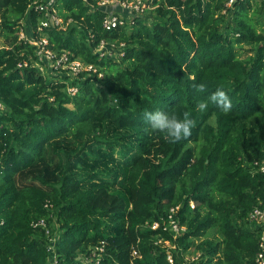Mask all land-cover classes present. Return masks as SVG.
I'll use <instances>...</instances> for the list:
<instances>
[{"label": "trees", "instance_id": "trees-1", "mask_svg": "<svg viewBox=\"0 0 264 264\" xmlns=\"http://www.w3.org/2000/svg\"><path fill=\"white\" fill-rule=\"evenodd\" d=\"M33 1L0 0V264H49V238L58 264H170L168 254L181 264L190 248L199 253L190 264H253L258 237L246 218L264 203V174L252 170L264 162V5L144 0L152 18L128 13L132 24L108 32L101 0H57L69 23L43 30L49 48L97 71L47 77L18 36L22 20L39 34ZM102 39L122 43L121 54L101 57ZM201 81L208 93L195 90ZM217 86L231 110L209 102L198 112ZM156 110L191 112V136L172 143L146 131L143 113ZM176 206L185 234L149 228ZM39 220L48 237L32 226ZM211 230L219 242L204 238Z\"/></svg>", "mask_w": 264, "mask_h": 264}, {"label": "built area", "instance_id": "built-area-1", "mask_svg": "<svg viewBox=\"0 0 264 264\" xmlns=\"http://www.w3.org/2000/svg\"><path fill=\"white\" fill-rule=\"evenodd\" d=\"M57 0H34L33 3L28 7L29 10H34L38 12L42 16V20L40 21L37 28V37H26L24 34V30L21 27L19 31V39L25 41L29 45L35 48V55L39 62L48 65L52 70L56 72H67L71 77H77L80 73H96V68L92 65H87L81 62L80 60H70L65 53H61L57 55L53 50L49 48L48 39L43 33V30L49 27H54L57 30H65V23L58 15L57 8L55 6ZM116 3L120 5L122 9H124L129 14H136L140 16L147 9V5L144 0H114ZM224 6L226 9L232 8L235 3L242 2L244 0H223ZM258 3L264 4V0H256ZM110 0H101L98 2V6L105 9ZM106 10V9H105ZM107 11V10H106ZM132 24V21H130ZM69 22V21H68ZM126 24L124 18H121L114 13H107L102 20V28L105 31H111L119 26H124ZM119 47H123V44L120 43L118 46L115 43H109L106 40L102 39L97 47V52L101 57H116L121 53V49ZM119 54V55H118ZM20 66V65H19ZM40 69V68H39ZM101 76V74H99ZM75 87L68 88V93L70 95H74L76 93ZM0 108L1 105H0ZM252 170H259L262 174H264V162L262 164H258L254 162L252 165ZM191 209L194 208L193 203L190 202ZM44 208L47 210H51L52 206L49 203L44 204ZM180 207H171L165 216L160 218V222H153L149 225L151 230H158L159 228L166 233H169L174 239L181 237L186 233L185 225H182L177 216ZM52 218L53 214L51 215ZM249 222L250 230L255 232V235L258 237L257 245L258 252L254 258L253 264H264V203L260 206L254 207L248 214L246 218ZM33 227H40L44 230L47 237L49 236L48 227L46 226V222L44 220H39L32 224ZM160 243V241H158ZM54 238H49V245L47 248V252L49 255V264H58L56 261V256L54 254ZM167 247L169 243L164 244ZM174 248V247H171ZM97 251H102L101 248H95V250L91 251V258L86 259L85 262H92L98 258ZM135 254V252L133 253ZM167 261L170 264H173V257L171 254L167 255ZM96 263V262H95ZM97 264V263H96Z\"/></svg>", "mask_w": 264, "mask_h": 264}, {"label": "clouds", "instance_id": "clouds-1", "mask_svg": "<svg viewBox=\"0 0 264 264\" xmlns=\"http://www.w3.org/2000/svg\"><path fill=\"white\" fill-rule=\"evenodd\" d=\"M195 90L198 93H208V86L206 82L201 81L195 85ZM209 102L225 113L229 112L232 107L231 98L223 86H217L215 91L208 94L206 100L198 102L196 110L200 113L206 112ZM143 118L149 126L146 131L150 133H162L164 138L172 143L190 137L192 129L197 124V121L192 118V114L189 111L183 112L182 115L162 110L145 111Z\"/></svg>", "mask_w": 264, "mask_h": 264}, {"label": "rangeland", "instance_id": "rangeland-1", "mask_svg": "<svg viewBox=\"0 0 264 264\" xmlns=\"http://www.w3.org/2000/svg\"><path fill=\"white\" fill-rule=\"evenodd\" d=\"M148 1H151V0H148ZM147 5H148V9L145 11L143 16H141L145 20H148L150 17L151 18L153 17V14L151 13L152 12V7H151V5H149V3H147ZM107 9L108 10L111 9L112 11H115L114 14L119 16V17H121V18L126 19V22L129 21V19H130L128 13L124 9H122L120 7V5L118 3H116L114 0H110V3L108 4V8ZM249 14H250L249 16L252 18L251 22L254 24L255 20H256L255 16H254V14L252 12L249 13ZM61 20H63V19L61 18ZM26 22H27L26 20H22V28L24 30L25 36L29 38V37L32 36V30L29 27V25L26 24ZM260 22H262L264 24V7H263V12H262V17L260 18ZM68 23L69 22H67L65 24V27L68 26L67 25ZM256 31L259 32V33H262L264 35V32H261V27L260 26L256 27ZM3 45H4V39L0 38V47H2ZM244 48H245V50L247 49V47H244ZM244 55H246V54H244ZM37 63L39 65H36V66L38 68H40L41 72L45 76L51 77L53 75L59 74V73H56V71L52 70L50 67H48V65H46V64H44V65L42 64L41 65L38 61H37ZM123 172L124 171L121 172V176L123 175ZM204 238L212 239L214 242H219L221 240V236L216 232V230H211V231L207 232L205 234ZM180 249H182V248H179V250ZM198 257H199V253L194 248H190L186 253L182 254L181 257H179V258H180V261L183 260V262L181 264H190L191 262L196 261Z\"/></svg>", "mask_w": 264, "mask_h": 264}]
</instances>
